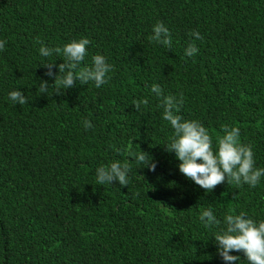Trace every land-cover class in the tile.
I'll list each match as a JSON object with an SVG mask.
<instances>
[{
    "label": "trees",
    "instance_id": "16d2710c",
    "mask_svg": "<svg viewBox=\"0 0 264 264\" xmlns=\"http://www.w3.org/2000/svg\"><path fill=\"white\" fill-rule=\"evenodd\" d=\"M158 22L170 49L148 39ZM85 37L81 66L103 55L110 79L55 94L43 66L59 75L63 57L39 49ZM0 40V264H224L201 211L264 220V177L207 193L180 174L164 147L174 130L151 92L182 95L179 114L209 130L214 150L222 125L239 128L264 168V0H0ZM193 42L199 51L186 57ZM14 90L28 103L13 104ZM139 147L155 172L127 156ZM115 161H131L128 186L98 185L96 169Z\"/></svg>",
    "mask_w": 264,
    "mask_h": 264
},
{
    "label": "clouds",
    "instance_id": "9594fccd",
    "mask_svg": "<svg viewBox=\"0 0 264 264\" xmlns=\"http://www.w3.org/2000/svg\"><path fill=\"white\" fill-rule=\"evenodd\" d=\"M152 32L153 35L148 37L150 41L171 48V32L162 22H158ZM189 35L195 40H203L199 32H191ZM37 42L42 43L38 38ZM6 43L0 40V51L5 49ZM90 44L91 41L85 37L65 44L63 47L41 46L39 49L41 56L49 57L56 54L63 57V63L58 65L59 75H54L52 71L56 66L55 63L43 66L47 69L45 76L55 81L51 85L56 89L55 94H63L64 90L74 87L77 82L82 85L94 82L96 88L108 82L110 79L108 74L113 71V66L107 62L105 56L94 55L91 66H81L88 55L87 49ZM198 51L193 42L186 48L185 56L192 57ZM49 87L46 80H41L38 91L46 94ZM151 92L160 101L159 107L163 109V120L167 121L174 130L170 142L164 147L167 152L174 153L175 158L180 162L178 165L180 174L207 193H211L218 185L225 182L237 187L247 184L253 188L259 184L264 177V168L255 166L252 146L240 141L239 128L222 125L223 134L217 136L214 150L213 138L209 130L199 120H185L179 114L183 104L182 95L180 97L165 95L159 84H153ZM9 99L16 105L28 103L27 97L19 90L10 92ZM148 103V99L144 98L134 100L133 106L139 112L141 105L146 106ZM83 126L85 130L94 127L89 120H84ZM127 156L135 158L137 164L144 165L143 168L155 172L157 162L140 147L139 152L129 149ZM130 171L131 161L124 163L115 161L108 166L102 165L96 169V183L113 185V182H118L119 186L127 187ZM198 218L205 228L217 229L214 241L218 255L224 264H237L241 260L240 256L230 254L233 252L243 253L248 264H264V220L257 222L247 218L245 212H240L226 214L221 221L211 207L202 210Z\"/></svg>",
    "mask_w": 264,
    "mask_h": 264
}]
</instances>
